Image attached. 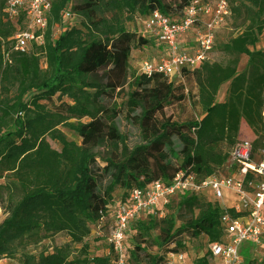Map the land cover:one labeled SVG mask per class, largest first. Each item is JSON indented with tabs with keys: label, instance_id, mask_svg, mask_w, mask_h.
Here are the masks:
<instances>
[{
	"label": "trees",
	"instance_id": "trees-1",
	"mask_svg": "<svg viewBox=\"0 0 264 264\" xmlns=\"http://www.w3.org/2000/svg\"><path fill=\"white\" fill-rule=\"evenodd\" d=\"M73 1L53 0L44 43L11 53L6 63L17 28L3 20L5 0H0V204L7 215L0 224V261L112 264V251L92 256L85 239L119 200V191L124 199L133 189L169 183L188 169L200 178L217 173L230 161L243 125L261 134L256 148L264 141V50L256 49L264 37V0H246L258 9L256 15L230 4L231 20L245 13V27L202 65L182 70V81L193 83L188 91L161 74L131 72V54L149 41L125 23L154 12L180 17L194 0H82L72 9L80 22L54 38L61 12ZM217 51L223 63L211 60ZM242 56L248 62L239 72ZM225 83H230L228 100L219 104ZM127 85L128 100L113 102L110 97ZM190 94L202 108L200 118L176 120L173 109ZM61 128L75 132L81 143L69 141ZM174 202L190 210L191 218L178 228L173 217L164 220L168 239L159 246L166 248L165 255L152 257L138 247L147 263L165 264L170 250L186 252L177 240L184 235L204 236L209 245L224 237L221 216L227 211L217 203L192 194ZM144 215L131 222L128 233L134 224L140 235L155 229L152 218L141 221ZM59 234L70 244L39 257L24 252ZM73 244L79 246L74 256ZM247 245L243 264H264L251 259L256 245ZM126 248L129 264L127 242ZM189 260L210 261L207 254Z\"/></svg>",
	"mask_w": 264,
	"mask_h": 264
},
{
	"label": "built area",
	"instance_id": "built-area-1",
	"mask_svg": "<svg viewBox=\"0 0 264 264\" xmlns=\"http://www.w3.org/2000/svg\"><path fill=\"white\" fill-rule=\"evenodd\" d=\"M52 5L53 0H5V21L17 28L10 49L5 52L6 63H11V53H27L33 45L44 43ZM231 17L229 0H194L180 17L173 19L154 12L147 18L145 28L163 51L156 59L141 62L140 73L148 77L161 74L173 79L181 78L183 69H196L215 50L218 33ZM74 18L72 8H65L59 32L73 26ZM187 40L193 44L191 47L183 45ZM260 135L249 127L242 133L228 162L232 171L228 177L217 172L200 178L188 169L180 171L169 183L158 181L144 189H133L110 206L107 216H103L97 226L109 227L107 242L113 254L112 264H127L126 241L132 221L186 194L205 197L203 191L208 188L213 190L217 200L225 199L226 192L231 193L233 200L230 207L214 202L227 212L221 216L223 239L208 245L209 264H243L242 248L247 244L261 245L264 238V141L256 148ZM165 264L193 262L186 252L170 250Z\"/></svg>",
	"mask_w": 264,
	"mask_h": 264
},
{
	"label": "rangeland",
	"instance_id": "rangeland-1",
	"mask_svg": "<svg viewBox=\"0 0 264 264\" xmlns=\"http://www.w3.org/2000/svg\"><path fill=\"white\" fill-rule=\"evenodd\" d=\"M229 1L230 4L232 3L233 6H235V3H237L238 5H243L247 7L249 12L253 13L254 15L258 13V9L255 8L253 5L247 3L246 0H229ZM81 2L82 0H74L67 7H71L73 9L76 5L80 4ZM4 19L5 18L3 17V20ZM79 22H80V18L77 15H75L72 25H75ZM146 22L147 19L137 16L132 21L130 22L126 21L125 23L128 31L137 33L138 35L145 37L149 41L148 42L149 44L147 46H143L139 50L133 51V53L130 56L129 65L131 66V72L135 73L137 76L141 74L139 67L141 62H143L146 59L154 60L158 57L159 53L163 51L162 47L157 43V40L153 37V35L147 32L145 28ZM60 23H61V15H60ZM60 23L58 25H55L53 28L54 38H57L60 34L59 32L60 29L58 28L60 26ZM244 24H245V13L244 14L240 13L235 15L232 20H230L225 26H223V28L220 29L217 36V44L215 49L217 48L218 45L226 41H229L233 37L237 36L244 29L245 27ZM183 45L191 47L193 44L192 43L190 44V41L187 40V41H183ZM256 49L264 50V37L260 39L258 45L256 46ZM244 57L246 56H242L241 59ZM211 60L217 63H223L224 57L221 53L217 51L212 55ZM239 72H241V70H239ZM172 80L176 82L174 83V85L183 84V86L187 88V91L190 89L191 86H193V83L186 78L183 79V81H182V77L173 78ZM130 91H131V87L130 85L129 86L127 85L122 91H117L110 98L112 99L113 102L120 105L128 100V93ZM196 94H197V89L195 88L194 96ZM194 96L192 97L190 94L185 103L173 109V115L176 120L189 121V120H198L200 118L202 114V108L196 102ZM227 100H228V92L223 104H225ZM55 101L56 102L58 101L57 97H55ZM84 121L87 122L88 119H85ZM124 128L126 130V127ZM246 129L247 126L243 125L242 133H244ZM61 132L69 141H74L78 144L81 143V138L75 132L69 130L68 128H61ZM239 138L240 135L237 137V140ZM53 145L55 148L61 149L60 144L54 142ZM217 172L223 177H228L232 173L229 163H227V165H225L222 169L218 170ZM121 193H122L121 191L118 192V196L120 197L119 199L122 198ZM203 195L206 197L207 200L218 202V204L221 207L231 206L233 203L232 195L229 192L225 193V199H220V200H217L211 188L205 189L203 191ZM176 205L177 202H174L169 206L151 211L146 215H144L141 221H149L151 218L155 221V229L152 230L148 235L144 233L140 235L138 232L139 228H137L136 226L137 224H134L133 228H131V231L128 233V241H126L130 254L129 264H150L144 260V255L140 250H138V247H141V249H145L147 251V254L152 257H158V256L160 257L165 255L166 248L159 246V244L166 243L168 239L167 228H166L167 224L164 222V220L165 219L169 220L170 217H173L176 220V226L178 228L183 222L191 218L190 210L179 209ZM194 212L196 216L198 214V210H195ZM6 216L7 215L0 204V224L5 220ZM108 235H109L108 226L102 228H99L98 226L91 227L90 234L85 239V243L89 244L90 254L92 256L95 255L102 256L107 254L109 251H111V248L109 247L107 242ZM177 240H182L185 243L186 253L189 256V259H191L192 261L204 257L209 245L208 239L204 236L197 237L194 235L187 234L178 238ZM70 241L71 240L69 237H67V235L59 234L44 239L43 241H41L36 245H30L24 248V252L29 255H34L36 257H39L41 254L47 255L53 253L56 249L63 247L67 244H70ZM249 246L250 245H246L244 248H249ZM78 248L79 246L75 244L71 245V252L73 256L75 255ZM250 255H251V259L256 261V263H261L264 260V244L251 247ZM0 264H15V263L8 260H2L0 261Z\"/></svg>",
	"mask_w": 264,
	"mask_h": 264
},
{
	"label": "crops",
	"instance_id": "crops-1",
	"mask_svg": "<svg viewBox=\"0 0 264 264\" xmlns=\"http://www.w3.org/2000/svg\"><path fill=\"white\" fill-rule=\"evenodd\" d=\"M247 62H248L247 57H244L241 59L240 64H239V70H241V72L246 68ZM229 86H230V83H225L224 85L221 86L219 93H218V96H217V102L219 104L224 103V101L226 99L227 92L229 90ZM226 207H230V206H226Z\"/></svg>",
	"mask_w": 264,
	"mask_h": 264
}]
</instances>
